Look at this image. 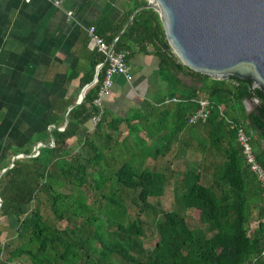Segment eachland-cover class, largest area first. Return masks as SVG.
I'll list each match as a JSON object with an SVG mask.
<instances>
[{"label":"trees","instance_id":"16d2710c","mask_svg":"<svg viewBox=\"0 0 264 264\" xmlns=\"http://www.w3.org/2000/svg\"><path fill=\"white\" fill-rule=\"evenodd\" d=\"M124 1L130 4L124 18L119 23L103 19L95 25V31L115 51H126V59L133 47L146 52L151 46L157 58L156 72L165 86L159 103L171 97L182 99L173 103L172 108L167 103L154 107V128L162 131V121L168 115L173 126L163 130L154 144L141 146V140L135 139L136 152L115 156L121 162L108 177L102 172L111 165L103 154L104 149H109V133L101 135L98 145L85 134L79 149L69 153L67 140L76 134L79 124L97 113L92 99L103 76V68L99 69L96 83L68 112L65 127L45 129L39 139L45 144L38 146L35 156H30L34 140L23 149L15 148L14 155L29 156L14 159L1 174L0 216H12L15 227L11 238L0 243V264L13 261L20 264H264V195L242 159L234 127L241 124L251 131L255 160L264 170V96L245 79H212L177 62L166 49L158 15L151 8L137 11L123 29L130 14L145 4L144 0ZM96 54L98 57L91 61V73L83 80L85 83L91 82L94 66L101 60ZM181 77H188L191 83H184ZM202 94L210 103L209 115L204 123L189 125L187 117L196 107L191 99ZM246 102L251 105L248 110ZM133 119L139 121L140 116L124 119L129 133L141 129L131 124ZM103 121L101 114L95 124L97 135ZM121 121L111 118L106 128L116 132ZM54 122L55 118L50 116L44 125ZM151 125L144 124L148 138ZM186 127L189 138L196 140L204 153L201 160L192 161L181 171L143 167L145 156H162L170 149L173 137ZM48 136L52 145H48ZM181 142L187 144L184 139ZM208 156L211 159L203 163ZM9 163L8 158L4 167ZM208 166H211V181L204 185L200 182L201 168ZM171 175L178 208L194 210L200 226L190 228L178 210H163L148 201L149 197L163 194ZM88 178H92L93 188L106 201L102 210L90 209L86 204L82 189L91 186ZM107 182L109 193L103 194L100 189ZM40 196L54 221H64L62 227L42 216ZM124 196L136 208L126 223L122 218ZM149 213L157 240L145 248L139 240L146 228L141 215ZM252 215L255 224L249 226ZM3 253L5 258H1Z\"/></svg>","mask_w":264,"mask_h":264},{"label":"crops","instance_id":"0c3cea01","mask_svg":"<svg viewBox=\"0 0 264 264\" xmlns=\"http://www.w3.org/2000/svg\"><path fill=\"white\" fill-rule=\"evenodd\" d=\"M59 1L55 6L51 0H0V170L8 158L10 162L15 148L23 149L33 140L32 150L36 144L43 146L45 143L39 139L45 129L65 127L68 112L94 84L95 69L91 82H83L91 73V61L98 57L85 28L95 27L103 19L119 23L130 7L124 0ZM68 10L71 11L69 16L66 15ZM127 61L131 79L111 76V90L101 100L104 121L99 135L95 132L96 123L88 120L79 124L76 134L66 142L69 153L79 149L85 134L96 143V138L109 133V149H104L103 154L128 155L137 150L133 145L135 139L141 140V146L154 144L163 130L173 126L168 115L162 121V131L154 128L153 110L160 108L157 103L165 93V86L156 72L157 58L151 46L146 52L133 47ZM167 104L172 108L173 103ZM50 116L55 122L45 126ZM130 116H140L139 121H131L141 128L137 133L128 132L124 119ZM111 118L123 119L116 132L106 128ZM144 124L151 125L149 138ZM183 131L173 137L170 149L161 157L175 154L173 145L184 137L186 132ZM47 140L50 145L49 136ZM186 142L190 144L189 138ZM156 158L145 156L143 165ZM14 227L12 216H0V243L11 238ZM5 256L3 253L1 258Z\"/></svg>","mask_w":264,"mask_h":264},{"label":"water","instance_id":"95a60500","mask_svg":"<svg viewBox=\"0 0 264 264\" xmlns=\"http://www.w3.org/2000/svg\"><path fill=\"white\" fill-rule=\"evenodd\" d=\"M144 1L124 28L137 11L151 8L177 62L212 79H245L264 96V0ZM22 156L29 155H13L0 175Z\"/></svg>","mask_w":264,"mask_h":264},{"label":"rangeland","instance_id":"374dc122","mask_svg":"<svg viewBox=\"0 0 264 264\" xmlns=\"http://www.w3.org/2000/svg\"><path fill=\"white\" fill-rule=\"evenodd\" d=\"M183 82L186 84H190L191 81L188 77H184ZM205 97L203 94L201 95ZM246 109H250L251 105L249 103H245ZM188 128L186 127L183 132H187ZM189 138L188 134L184 133V137H180L181 140H187ZM180 141L176 142L173 145V148L175 150V154L173 156L167 154L164 157H157L154 160H149L147 165H143V167H146L150 170H162L165 167L170 168L173 171H181L184 170L192 161H199L201 158L204 156V153L201 152L200 148L197 145L196 140L189 138L190 144L189 145H183V143ZM101 139L96 138V144H100ZM182 150H184L182 152ZM106 160H109L111 162L110 167H105L107 168L106 170H103V174L105 176H111L112 170H114L119 164H120V159L118 157H115L114 159L110 160V156L105 155ZM208 159H211L210 156L205 157V160H203V163H206ZM109 162V163H110ZM211 181V166H208L207 168H201V179L200 182L204 185L209 184ZM88 182L91 186H86L85 188L82 189V193L85 196L86 199V204L90 209L93 210H102L105 205V199L102 198L98 192L93 188L94 181L92 178H88ZM110 183V181H109ZM174 184V177L171 175L165 185V189L163 194L160 197L154 198V197H149L148 201L152 204H157L158 207H160L163 210H171V209H176L178 210L185 219V222L190 228H194L196 226H200V224L197 221L196 217V212L194 210H185L181 211L180 208H178L174 196H173V190L172 186ZM61 191L66 192L67 189H61ZM116 194H118V190H114ZM100 192L103 194L109 193V185L108 182L103 185V187L100 189ZM124 209H125V215L122 217L123 222L126 223L128 222L134 215L136 208L135 206L130 202L129 197H123L121 198ZM39 210L42 214V216L49 221L50 223L56 224L60 227H62L64 221L56 222L54 221L51 213L48 210V207L46 203L43 200V197L40 196L39 198ZM144 219V222L146 224V228L144 230V236L139 238L140 242L142 243V246L145 248H150L153 243L157 240V235L152 227L151 220L152 216L151 214H145L141 215ZM255 224L254 221V215L251 216L249 220V226H253ZM114 228V226H112ZM110 228V229H112Z\"/></svg>","mask_w":264,"mask_h":264},{"label":"built area","instance_id":"2783aa9c","mask_svg":"<svg viewBox=\"0 0 264 264\" xmlns=\"http://www.w3.org/2000/svg\"><path fill=\"white\" fill-rule=\"evenodd\" d=\"M29 1V0H24ZM55 6L60 4L59 0H51ZM71 11H66V15L69 16ZM85 33L94 46L95 51L101 56V60L98 61L95 66V73L97 74L98 70L103 68V76L99 82L98 89L96 91L95 97L92 99V105L97 109V113L90 118L92 123H96L99 120L101 115V100L106 97L112 86L111 76L121 75L125 80L131 79V69L128 61L126 59V51H115L112 48V44H108L104 39L96 33L95 27L89 25L85 28ZM97 79L94 78V83ZM195 102L196 107L191 114L187 117V124L195 125L204 123L209 115L210 103L206 97L199 96L195 99H191ZM182 101V99L177 97L166 98L160 104L165 103H177ZM219 114L222 115L221 109L219 108ZM225 121L230 125L234 126L232 121L228 118H225ZM235 127V137L236 143L240 147L241 156L244 162L247 164L249 170L254 174L256 180L259 183V186L262 188L264 195V170L255 160L254 150L250 144V134L251 131H247L243 128L241 124ZM38 151L34 148L30 156L37 155ZM11 264H19L16 261H13Z\"/></svg>","mask_w":264,"mask_h":264}]
</instances>
